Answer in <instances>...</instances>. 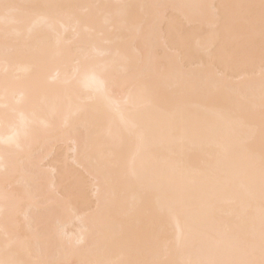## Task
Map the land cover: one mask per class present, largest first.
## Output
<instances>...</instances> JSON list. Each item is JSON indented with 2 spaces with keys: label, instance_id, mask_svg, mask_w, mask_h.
<instances>
[{
  "label": "bare ground",
  "instance_id": "bare-ground-1",
  "mask_svg": "<svg viewBox=\"0 0 264 264\" xmlns=\"http://www.w3.org/2000/svg\"><path fill=\"white\" fill-rule=\"evenodd\" d=\"M3 2L0 261L258 264L261 0ZM92 63L113 95L135 82L139 133L92 94Z\"/></svg>",
  "mask_w": 264,
  "mask_h": 264
},
{
  "label": "snow or ice",
  "instance_id": "snow-or-ice-1",
  "mask_svg": "<svg viewBox=\"0 0 264 264\" xmlns=\"http://www.w3.org/2000/svg\"><path fill=\"white\" fill-rule=\"evenodd\" d=\"M16 5L11 3L3 2L0 0V8L5 12V15H11L16 9ZM262 10V21H264V0H261L260 4ZM80 74L87 80L92 82V94L100 99H103L110 112L120 113L122 117V123L124 127L132 132L139 133V125L137 122V113L135 110V99L133 95V90L137 87L135 82L125 81L122 86V95L116 96L113 95V84L110 80L108 73L104 67L98 66L94 63L84 66L80 69ZM9 105H5L7 109ZM27 132H25V135ZM13 141L16 147H21L22 143L18 139V133L13 132ZM262 192H264V174H262ZM254 248V245L252 246ZM260 256L258 264H264V221L261 223L260 231ZM0 264H4L3 261H0ZM231 264H257L255 260H240L233 261Z\"/></svg>",
  "mask_w": 264,
  "mask_h": 264
}]
</instances>
